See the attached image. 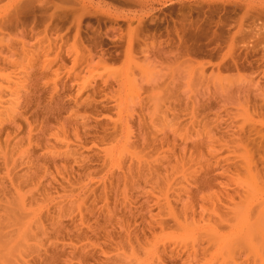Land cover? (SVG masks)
I'll return each mask as SVG.
<instances>
[{
    "label": "rangeland",
    "instance_id": "obj_1",
    "mask_svg": "<svg viewBox=\"0 0 264 264\" xmlns=\"http://www.w3.org/2000/svg\"><path fill=\"white\" fill-rule=\"evenodd\" d=\"M264 0H0V264H264Z\"/></svg>",
    "mask_w": 264,
    "mask_h": 264
},
{
    "label": "bare ground",
    "instance_id": "obj_2",
    "mask_svg": "<svg viewBox=\"0 0 264 264\" xmlns=\"http://www.w3.org/2000/svg\"><path fill=\"white\" fill-rule=\"evenodd\" d=\"M262 122V121H261ZM263 123V122H262ZM264 124V123H263Z\"/></svg>",
    "mask_w": 264,
    "mask_h": 264
}]
</instances>
